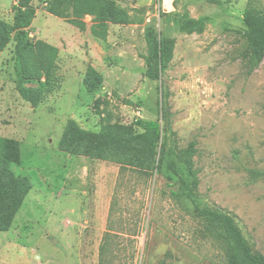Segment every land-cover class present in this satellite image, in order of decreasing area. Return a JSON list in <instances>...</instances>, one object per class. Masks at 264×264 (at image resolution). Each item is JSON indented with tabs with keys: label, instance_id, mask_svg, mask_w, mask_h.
Segmentation results:
<instances>
[{
	"label": "rangeland",
	"instance_id": "374dc122",
	"mask_svg": "<svg viewBox=\"0 0 264 264\" xmlns=\"http://www.w3.org/2000/svg\"><path fill=\"white\" fill-rule=\"evenodd\" d=\"M114 2L113 18L84 16V31L34 3L30 40L58 51L46 88L17 83L14 41L0 51V137L17 148L7 169L28 183L13 215L0 202V264H228L171 160H188L198 205L228 214L264 256V53L252 61L243 23L264 0ZM14 3L0 0V21L12 23ZM93 73L102 81L88 93ZM19 87L42 100L31 105ZM138 120L166 129L161 170L159 149L147 171L60 147L71 122L140 133Z\"/></svg>",
	"mask_w": 264,
	"mask_h": 264
},
{
	"label": "trees",
	"instance_id": "16d2710c",
	"mask_svg": "<svg viewBox=\"0 0 264 264\" xmlns=\"http://www.w3.org/2000/svg\"><path fill=\"white\" fill-rule=\"evenodd\" d=\"M34 3L46 6L45 11L53 17L64 19L79 31L85 30L84 16H93L99 21H106L115 15L114 0H15L12 6V23L0 21V51L10 42H15V74L17 83L34 81L46 88L57 59V49L41 41H31L29 28L36 16ZM243 23L246 27L244 35L252 46L251 59L257 63L264 53V13L253 6L244 11ZM93 85L89 77L84 79V88L93 93L101 84L96 73ZM147 77L155 80L152 68L147 70ZM21 96L31 105L36 106L43 98V93L36 88L19 87ZM163 121V117L161 118ZM140 133H134L129 126L106 125L99 134L89 133L71 122L68 132L60 147L69 152L83 151L99 160H111L123 165H131L141 170H152L159 149L157 169L167 161L163 143L166 129L160 121H137ZM17 148L13 141L0 137V202L7 206L13 215L28 190L27 180L13 178L7 169L10 157H15ZM170 160V159H169ZM184 166L175 165L171 160L170 171L180 182L183 197L191 201L194 215L218 231L226 242V261L228 264H264V256L252 252L250 245L242 236L233 219L219 210H212L198 205L189 180L194 178L188 160Z\"/></svg>",
	"mask_w": 264,
	"mask_h": 264
}]
</instances>
